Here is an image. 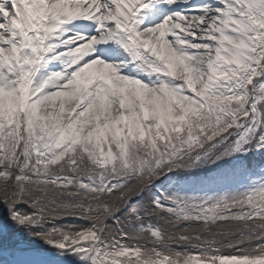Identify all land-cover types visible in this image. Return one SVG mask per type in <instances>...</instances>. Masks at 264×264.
<instances>
[{"label":"snow or ice","instance_id":"snow-or-ice-1","mask_svg":"<svg viewBox=\"0 0 264 264\" xmlns=\"http://www.w3.org/2000/svg\"><path fill=\"white\" fill-rule=\"evenodd\" d=\"M0 264H264V0H0Z\"/></svg>","mask_w":264,"mask_h":264}]
</instances>
